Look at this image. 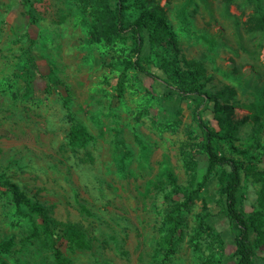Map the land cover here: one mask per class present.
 Wrapping results in <instances>:
<instances>
[{
  "label": "rangeland",
  "instance_id": "1",
  "mask_svg": "<svg viewBox=\"0 0 264 264\" xmlns=\"http://www.w3.org/2000/svg\"><path fill=\"white\" fill-rule=\"evenodd\" d=\"M153 1L174 33L178 72L183 60L201 64L209 79L204 90L232 88L236 117L246 115V106L264 97V34L248 33L244 26L254 5ZM128 5L132 20L136 15ZM260 5L264 13V0ZM88 11L75 0H0V178L50 210L58 246L71 264H159L163 219L171 199H179L167 175L187 191L201 181L207 165L205 155L195 153L200 132L193 104L180 101L176 111H167L153 93V81L133 72L116 97L115 65L131 59L133 47L89 44ZM159 52L150 54L148 70L158 67ZM25 71L32 77L27 97ZM211 111L210 104L201 115L211 121ZM68 113L91 137L82 149L67 146ZM236 138L238 148L261 161L251 167L243 194L255 202L259 193L264 205V120L242 126ZM212 182L209 176L184 213L182 237L167 264H212L219 256L214 234L198 227L196 218L205 212L203 199L214 208L218 193ZM67 224L79 227L87 249H67L62 235ZM29 232V221L15 215L0 187V244L11 243L0 252V264H51V250L41 238L25 240ZM254 264H264V246Z\"/></svg>",
  "mask_w": 264,
  "mask_h": 264
},
{
  "label": "trees",
  "instance_id": "2",
  "mask_svg": "<svg viewBox=\"0 0 264 264\" xmlns=\"http://www.w3.org/2000/svg\"><path fill=\"white\" fill-rule=\"evenodd\" d=\"M75 1L89 10V44H132V58L118 61L115 65L117 76L112 90L116 97H121L127 74L133 72L153 81V93L161 97L167 111H176L180 101L186 100L193 104L192 118L200 132L195 153L205 155L207 165L201 181L187 191L175 184L172 175H167L171 194L179 199H171L170 211L163 219V235L158 243L161 251L159 264H167L175 254L176 244L182 237L183 215L199 199L209 176H212L211 186L217 191L218 198L214 199L213 210L206 205V199H203L202 208L205 212L196 218L198 227H204L214 234L220 248L219 256L212 264H254L258 249L264 246V205L260 202L259 193L255 202H251L249 197L244 196L243 188L251 167L261 161L248 150L238 148L235 143L242 126H259L264 120V97L246 106L247 114L238 118L232 103L234 90L224 87L214 94L205 91V83L209 79L205 77L201 64L183 60L184 70L178 72L173 56L177 51L174 33L167 24L163 8L154 4L153 0ZM220 1L231 3L233 0ZM245 1L254 5L244 22L245 30L248 33L264 34L261 0ZM128 2L136 15L132 20L127 14ZM154 49L160 50V60L153 72L150 71L151 64L148 62ZM28 57L30 58L29 55ZM29 60L32 59H27ZM145 63L149 64V70ZM24 75V97H27L32 89V77L27 75V71ZM45 91L50 93L49 89ZM210 104L211 121L215 126L201 115L202 109ZM66 111L68 112L67 108ZM67 116L71 123L66 135L67 146L72 150L82 149L91 137L84 127L73 122L69 113ZM0 187L7 191L15 215L26 218L30 223V232L25 240L41 238L43 244L51 250V264H71L70 258L64 256L58 246L56 223L51 218L50 210L40 203L30 201L15 183L1 181L0 178ZM62 235L68 243L69 251L87 249L89 246L79 227L75 225H64ZM10 246L9 241L0 244V252H7ZM227 248L229 252H226Z\"/></svg>",
  "mask_w": 264,
  "mask_h": 264
}]
</instances>
